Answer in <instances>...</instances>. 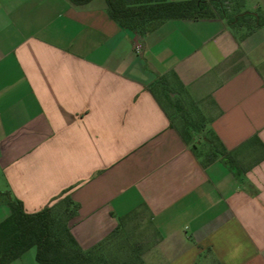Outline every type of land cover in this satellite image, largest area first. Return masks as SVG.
I'll list each match as a JSON object with an SVG mask.
<instances>
[{
  "label": "crops",
  "instance_id": "1",
  "mask_svg": "<svg viewBox=\"0 0 264 264\" xmlns=\"http://www.w3.org/2000/svg\"><path fill=\"white\" fill-rule=\"evenodd\" d=\"M242 33L176 19L141 36L105 0H0V221L10 200L68 196L85 250L120 228L145 264H264V26ZM171 72L226 150L207 164L150 88ZM28 251L9 264H39Z\"/></svg>",
  "mask_w": 264,
  "mask_h": 264
},
{
  "label": "trees",
  "instance_id": "2",
  "mask_svg": "<svg viewBox=\"0 0 264 264\" xmlns=\"http://www.w3.org/2000/svg\"><path fill=\"white\" fill-rule=\"evenodd\" d=\"M70 1L75 5H83L91 0ZM105 2L109 17L141 36L154 31L168 20L176 19H224L235 32L245 30L240 37L264 26V13L259 10H246L245 0H105ZM169 76L175 79L178 87L179 80L173 72L160 77L150 85L162 105L157 88L161 93L168 95L170 102L173 99V96L166 92L168 84L166 80ZM177 99L180 101L177 107L182 109L186 101L180 96ZM192 106L197 111L193 104ZM165 110L167 111L166 108ZM167 113L171 125L177 127L187 142L191 141L194 135L203 134L202 141L208 145V149L196 143L193 144V148L204 164L226 154L219 138L211 129L206 128L205 120L198 111L199 121L188 118L183 122L182 128L176 125L174 116L168 111ZM179 115L181 117L182 114ZM0 193L5 192L0 190ZM60 204H64L63 220L56 217V206ZM9 206V215L0 221V264H9L32 247L36 248L35 258L39 264H114L109 261L107 254L116 238L126 232V229L117 228L105 242L91 249H83L68 226V221L75 215V207L68 196L35 212L25 211L18 199L10 200ZM125 217L121 218V223H124ZM130 252L133 255H130L129 261H123L121 264H145L138 247H132Z\"/></svg>",
  "mask_w": 264,
  "mask_h": 264
},
{
  "label": "rangeland",
  "instance_id": "3",
  "mask_svg": "<svg viewBox=\"0 0 264 264\" xmlns=\"http://www.w3.org/2000/svg\"><path fill=\"white\" fill-rule=\"evenodd\" d=\"M246 8H249V6H246ZM166 82L168 83L166 84V87H167L166 92L167 93L169 92L173 96V99L172 100L170 99L171 102L169 101L168 95L161 93L159 88H157V94L159 95L161 102L163 103L167 111L174 116L176 125L179 128H182L183 122L188 118H190L193 121L195 120L196 122L199 121L197 111L194 109L191 102L186 100L182 109H179L177 107V104H179L178 102L180 101L179 99H177L179 96V92H178L179 90L175 82V79L169 76ZM179 114H182L181 117ZM202 139H203V134H197L194 141H196V143L199 142L200 144H202L203 142ZM56 207H57L56 217L60 220H63L65 218V214L63 210L64 204L57 205ZM140 219L141 220L143 219L140 214H137V213L133 214L129 218V221H130L128 223L129 226L134 225L138 221H141ZM131 231H132L131 229H126V232L121 233L116 238L114 245L110 247L109 253L107 254V257L110 259L109 261H112L114 264L115 262H117L118 264H121V262L123 261H126V260L129 261L130 255H133V253L132 252L129 253V251H131L132 247H135V246L138 247L137 236H136L137 234L133 236ZM27 254H30V253H27ZM26 256H29V255H26Z\"/></svg>",
  "mask_w": 264,
  "mask_h": 264
}]
</instances>
